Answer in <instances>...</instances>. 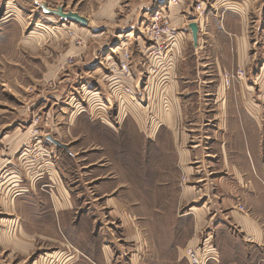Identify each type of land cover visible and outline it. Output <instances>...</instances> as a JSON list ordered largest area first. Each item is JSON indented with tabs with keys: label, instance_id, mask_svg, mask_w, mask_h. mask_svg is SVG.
Here are the masks:
<instances>
[{
	"label": "rangeland",
	"instance_id": "374dc122",
	"mask_svg": "<svg viewBox=\"0 0 264 264\" xmlns=\"http://www.w3.org/2000/svg\"><path fill=\"white\" fill-rule=\"evenodd\" d=\"M229 1L0 0V114L31 112L27 120L28 126L24 125L32 129L29 131V141H25L19 152L20 157L33 153V157L43 158L40 160L43 165L46 161L49 163V160H54L55 153L43 147L47 142L54 145L44 139L45 133L42 131L43 128H52L53 112H90L96 117L97 114L105 113L106 109L110 113H117L119 108L131 106L140 110L138 112L133 108L142 116V119L137 116V120L135 117V121L140 124L143 123V116L145 123L148 121L150 125L158 121L165 123L162 116L171 111L174 99L163 97L160 103L154 105L147 87L150 91L156 83L166 85L177 81V69L189 56H186L187 47L190 46V31L187 28L189 23L200 26L202 46L198 53L193 49V79L199 77L197 80L202 86L200 93L209 101L202 104L203 108L207 110L211 107L213 102L210 99L214 98L209 97L213 94L220 95L221 87L230 92H235L239 83L253 87L257 96L262 98L261 138L264 141V0L230 1L235 3L232 8ZM40 3L51 11L75 13L87 19L88 24L83 27L75 22L62 20L57 15L44 13ZM108 3L111 4L107 7ZM104 6L108 10L99 16ZM227 10L233 16L242 17L231 22V25H235L237 34L244 35L242 41L248 47L245 52L246 62L243 64H239L238 57L233 56L238 43L236 39L225 35L228 38L223 44L215 36L217 30L221 32V19ZM8 15L12 16L2 22V18ZM97 15L99 17L95 18ZM156 17H160V22L154 29ZM30 37L33 44H24L23 41ZM224 45L225 50L221 49ZM226 52L230 53L229 61ZM121 62L128 63V73H121L116 69ZM160 71L165 72L168 80L159 77ZM50 72H53L52 76H46ZM59 83L68 85L66 95L63 92L65 88L59 90ZM51 94L61 96L58 102L40 101L42 97L52 96ZM202 119L208 120L204 126ZM209 119L204 114L202 118L193 121V129L206 126L212 129L215 124ZM175 128H178L177 124ZM147 130L144 133L142 130L143 138L155 140V136H150V129L148 132ZM164 131L161 147L157 149L151 141L146 148H149L150 153L148 175L151 180L155 178L157 181L155 175L160 170L161 179L166 181L165 190L160 189L158 193L156 184L155 193L150 190L148 198H145L147 200L135 198L120 201L123 206L122 208L119 204V210L123 211L120 215L110 214L111 207L100 210L97 201L92 213L95 211L96 215L98 212L99 219L93 226H89L91 233L88 232L83 240L87 248L84 245L82 247L89 259L97 262L101 253V264H173L174 262H170L171 256L180 245L184 257L180 264H188L185 249L193 246L189 243H193L195 238V216L191 213L199 204L180 199L177 193L178 183H170L173 172L169 168V155L166 151L168 145L165 144L170 141L171 135L169 131ZM203 137L204 135H200L204 142ZM197 139L195 137L193 141ZM209 142L205 141L206 144ZM153 152L158 154V158H162L164 154L165 160L160 159L159 162L158 158H154ZM137 161L140 162L137 158L133 159L135 164ZM75 163L76 161L72 164ZM72 164L68 169L70 172L74 170ZM134 171L135 175H139L137 167H134ZM74 175L77 176L75 173ZM176 178L180 187L189 185V179L182 173ZM74 179L75 177L69 180H73L70 184L75 183ZM146 188L138 185L137 192L133 194L140 197V191ZM175 194L178 198L176 200L173 196ZM84 202V207H87L92 201ZM79 203L82 204L83 201ZM84 207L81 208L82 211L85 210ZM237 208L241 212L245 211L241 205H237ZM70 244V252L76 255V260L70 264H81L79 261L87 257L77 251L72 242ZM202 245L203 242L200 247L193 248L202 250ZM56 250L59 247L36 249L23 264H42L41 256L46 257L48 252ZM10 252L11 249L1 251L0 264H19L17 257H10Z\"/></svg>",
	"mask_w": 264,
	"mask_h": 264
},
{
	"label": "crops",
	"instance_id": "0c3cea01",
	"mask_svg": "<svg viewBox=\"0 0 264 264\" xmlns=\"http://www.w3.org/2000/svg\"><path fill=\"white\" fill-rule=\"evenodd\" d=\"M230 1L232 8L235 3ZM107 7H102L98 15L106 13ZM223 14L221 32L217 30L215 36L223 44L228 38L225 35L234 37L238 43L233 56L238 57L239 64H243L246 62L245 52L248 47L242 41L244 35L237 34L235 25H231V22L242 17L233 16L228 10ZM10 16L3 17L1 21ZM199 28L196 45L189 32L190 46L186 52V56H189L177 69V81L166 85L156 83L150 91L147 87L154 105L160 103L163 97L174 99L171 111L162 116L165 123L158 121L150 125L148 121L145 123L143 116V123L140 124L135 121V117L137 120L140 114L135 111L140 110L131 106L126 109L118 107L117 113H110L106 109L105 113L97 114L96 117L90 112H53L52 128H43L42 131L45 136L46 133L52 137L55 135L54 139L65 148L59 149L45 143L43 147L55 153V156L54 160H49V163L46 161L43 165L40 161L43 158H35L33 153L22 157L19 155L25 141H29L32 128L27 127V120L31 112L0 114V254L1 251L11 249L10 257H17L18 263L23 264L36 249L59 247L55 252H48L46 257L41 256V263L74 262L76 255L70 252V242L77 251L84 254L83 240L88 232L91 233L89 226H93L99 219L98 212L97 216L95 211L92 213L97 201L100 210L111 207L110 214L120 215L123 213L119 210L120 201L135 198L147 200L145 198H148L150 190L155 193L156 184L158 193L160 189L165 190L166 181L161 179L160 170L155 175L157 181L155 178L151 180L148 175L150 153L149 148H146L151 141L157 149L161 147L165 129L171 135L170 141L165 144L168 145L166 151L169 155V168L173 172L170 183H178L180 199L199 204L191 213L195 216V238L193 243H189L193 246L188 247H200L203 242L202 250L198 252L212 258L207 264H264L262 98L257 96L253 87L239 83L235 92L225 91L221 87L220 95L209 97L214 98L210 99L213 102L211 107L207 110L203 108L202 104L209 101L200 93L202 86L197 80L199 77L193 79V49L198 53L202 46ZM31 39L23 43L29 45L34 42ZM225 48L226 45L221 46V49ZM226 56L229 61L230 53L226 52ZM159 73L160 78L168 80L164 71ZM52 74L50 72L46 76ZM59 85V90L65 88L62 91L66 95L68 85ZM60 97L48 95L40 101L58 102ZM204 114L210 117L209 121L215 127L193 129V121L202 118ZM139 117L142 119V116ZM64 119L66 122H63ZM207 121L203 120L202 125ZM176 124L178 128H175ZM149 129L150 136H155V140L150 137L145 139L141 135L142 130L144 133ZM200 135H204L203 139L210 142H203ZM195 137L198 139L193 141ZM153 154L154 158H158V154ZM135 158L140 162L135 164ZM164 158L163 154L158 161ZM71 161L76 163L72 164ZM70 164L74 167L73 172L68 170ZM134 167H137L139 175H135ZM179 173L189 179V185L183 188L179 186L176 178ZM73 177L75 183L70 184L73 180H69ZM138 185L147 187L140 191V197L133 194L137 192ZM173 196L175 200L178 199L176 194ZM84 200L92 202L84 207ZM237 205L243 206L245 211H239ZM83 207L84 211L81 210ZM207 242L212 246H208ZM176 248L170 262L180 264L184 260L183 250L180 245ZM79 262L101 264V253L97 262L88 257Z\"/></svg>",
	"mask_w": 264,
	"mask_h": 264
},
{
	"label": "water",
	"instance_id": "95a60500",
	"mask_svg": "<svg viewBox=\"0 0 264 264\" xmlns=\"http://www.w3.org/2000/svg\"><path fill=\"white\" fill-rule=\"evenodd\" d=\"M39 6L44 11V13L57 15L62 20L70 21V22H75L77 24H80L83 27L87 26V24H88V20L87 19H84L83 17H81V16H79V15H77L75 13L63 14V13H61V11H51L49 9H46L45 8V5L43 3H40ZM188 29L191 32L193 44L196 45L197 44V31H198V27H197V25L195 23H192V24H190L188 26ZM46 140L49 141L51 144H53L56 147L65 148L64 145H62L58 140L54 139L50 135L46 136Z\"/></svg>",
	"mask_w": 264,
	"mask_h": 264
},
{
	"label": "built area",
	"instance_id": "2783aa9c",
	"mask_svg": "<svg viewBox=\"0 0 264 264\" xmlns=\"http://www.w3.org/2000/svg\"><path fill=\"white\" fill-rule=\"evenodd\" d=\"M159 19H160V17L154 18V22H155L154 29L157 28V25H158L157 23L160 22V21L158 22ZM156 36H158V38H159L158 33L156 34ZM116 69H118V71H120L121 73H128L129 65H128V63L121 62L120 66H118ZM185 258H186L188 264H207V262L212 259L211 257H209L208 254L200 255L198 250H196L193 247H187L185 249Z\"/></svg>",
	"mask_w": 264,
	"mask_h": 264
},
{
	"label": "bare ground",
	"instance_id": "6f19581e",
	"mask_svg": "<svg viewBox=\"0 0 264 264\" xmlns=\"http://www.w3.org/2000/svg\"><path fill=\"white\" fill-rule=\"evenodd\" d=\"M72 23V22H71Z\"/></svg>",
	"mask_w": 264,
	"mask_h": 264
}]
</instances>
